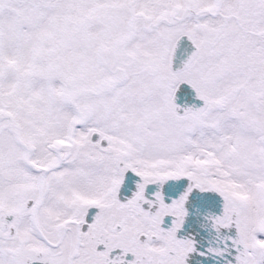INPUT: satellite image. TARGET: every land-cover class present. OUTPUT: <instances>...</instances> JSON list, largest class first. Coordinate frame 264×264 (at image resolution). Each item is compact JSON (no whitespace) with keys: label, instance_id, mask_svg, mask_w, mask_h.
I'll return each mask as SVG.
<instances>
[{"label":"snow or ice","instance_id":"6c2138e0","mask_svg":"<svg viewBox=\"0 0 264 264\" xmlns=\"http://www.w3.org/2000/svg\"><path fill=\"white\" fill-rule=\"evenodd\" d=\"M0 264H264V0H0Z\"/></svg>","mask_w":264,"mask_h":264}]
</instances>
